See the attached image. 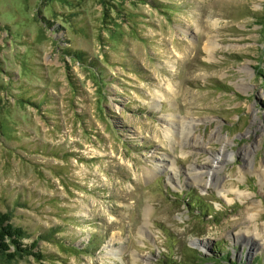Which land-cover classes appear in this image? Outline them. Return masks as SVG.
<instances>
[{"label":"rangeland","instance_id":"rangeland-1","mask_svg":"<svg viewBox=\"0 0 264 264\" xmlns=\"http://www.w3.org/2000/svg\"><path fill=\"white\" fill-rule=\"evenodd\" d=\"M263 162L264 0H0L15 264H264Z\"/></svg>","mask_w":264,"mask_h":264},{"label":"trees","instance_id":"trees-1","mask_svg":"<svg viewBox=\"0 0 264 264\" xmlns=\"http://www.w3.org/2000/svg\"><path fill=\"white\" fill-rule=\"evenodd\" d=\"M11 217V210L0 211V264H15L17 260L29 255L43 258V254L35 253L32 250L35 246L34 243H23L22 239L28 236L29 232L25 228L15 225L11 221ZM50 236L45 233L39 235L40 238L52 240Z\"/></svg>","mask_w":264,"mask_h":264},{"label":"bare ground","instance_id":"bare-ground-1","mask_svg":"<svg viewBox=\"0 0 264 264\" xmlns=\"http://www.w3.org/2000/svg\"><path fill=\"white\" fill-rule=\"evenodd\" d=\"M230 158V154H226V151L225 152H221L220 154L216 155L215 156V160H213V165L211 166V170L213 171V173H216L218 171V169L221 168L222 164L224 161L228 160ZM206 167H202L200 170L197 171V173L199 174H202V173H205V172H208L207 170H205ZM260 174L262 177H264V162L261 164V169H260ZM236 193H237V196L238 197H241V198H246L247 196H250L249 193H246L245 191H242L240 189H237L236 190ZM259 213H253L251 214V218H256V216L258 215ZM111 243V242H109Z\"/></svg>","mask_w":264,"mask_h":264}]
</instances>
